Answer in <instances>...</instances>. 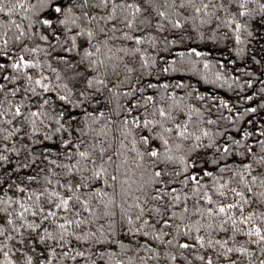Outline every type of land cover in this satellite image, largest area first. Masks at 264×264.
<instances>
[{
	"label": "snow or ice",
	"instance_id": "obj_1",
	"mask_svg": "<svg viewBox=\"0 0 264 264\" xmlns=\"http://www.w3.org/2000/svg\"><path fill=\"white\" fill-rule=\"evenodd\" d=\"M0 264H264V0H0Z\"/></svg>",
	"mask_w": 264,
	"mask_h": 264
},
{
	"label": "trees",
	"instance_id": "obj_2",
	"mask_svg": "<svg viewBox=\"0 0 264 264\" xmlns=\"http://www.w3.org/2000/svg\"><path fill=\"white\" fill-rule=\"evenodd\" d=\"M251 52L252 54L254 55H258L260 53V48L259 46L257 45V43L255 41H253V44L251 46ZM217 56L219 55L218 53L216 54ZM239 66H242V65H239ZM218 67V66H217ZM215 69H212V71H214ZM255 70V69H254ZM233 71L232 69H230V72ZM237 75H240L241 76V79H248V78H251L250 76H248L247 73H235ZM195 79L196 77H193L192 80L193 82H195ZM214 88L213 85H209V84H204L203 87L201 88V91H205V90H212ZM219 90V89H218ZM221 92L222 95H225L226 97L227 96H230L231 94L227 92V89H223V90H219Z\"/></svg>",
	"mask_w": 264,
	"mask_h": 264
}]
</instances>
